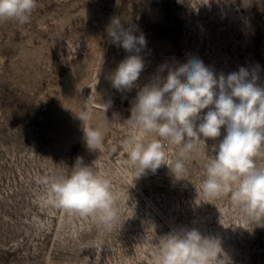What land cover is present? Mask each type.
Segmentation results:
<instances>
[{"label": "rangeland", "instance_id": "374dc122", "mask_svg": "<svg viewBox=\"0 0 264 264\" xmlns=\"http://www.w3.org/2000/svg\"><path fill=\"white\" fill-rule=\"evenodd\" d=\"M113 17L146 41L130 90L112 86L130 55L108 36ZM192 59L217 77L245 68L264 87V0H37L27 23L0 21V264H160L162 241L191 229L219 242L213 264H264V220L230 194L202 191L223 128L198 142L182 179L169 168L179 145L162 141L166 165L155 172L137 177L129 160L127 141L158 138L130 119L138 91ZM84 127L102 132L100 150L87 147ZM78 159L110 183L111 231L56 208L41 182L70 175Z\"/></svg>", "mask_w": 264, "mask_h": 264}, {"label": "clouds", "instance_id": "9594fccd", "mask_svg": "<svg viewBox=\"0 0 264 264\" xmlns=\"http://www.w3.org/2000/svg\"><path fill=\"white\" fill-rule=\"evenodd\" d=\"M36 7L37 0H0V21L27 23ZM107 32L113 44L130 53L116 68L112 86L118 91L130 90L144 69L138 53L146 44L145 38L125 28L120 17L112 18ZM78 117L87 121L90 111H82ZM130 119L144 133L158 137L148 143L135 139L125 143L129 160L137 167V177L166 165L162 141H167L181 146L179 158L167 166L182 179L184 161L198 142L220 137L223 128L225 135L213 146L215 156L207 165L202 191L209 200L230 194L233 204L249 218L264 220V167L257 164L258 158L264 159V87L258 86L247 69L217 77L201 60L192 59L157 83L141 88ZM84 138L90 150L102 148L100 130L84 127ZM41 182L50 186L56 208L94 217L106 231L118 222L109 181L80 159L70 175ZM159 251L160 264H213L221 248L216 239L191 229L169 234Z\"/></svg>", "mask_w": 264, "mask_h": 264}]
</instances>
